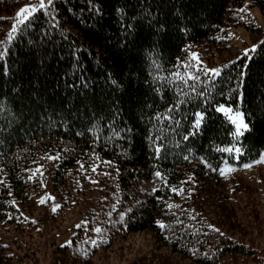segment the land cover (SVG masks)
I'll return each instance as SVG.
<instances>
[{"label": "trees", "instance_id": "1", "mask_svg": "<svg viewBox=\"0 0 264 264\" xmlns=\"http://www.w3.org/2000/svg\"><path fill=\"white\" fill-rule=\"evenodd\" d=\"M43 2L0 0V264L38 262L24 213L42 172L85 213L68 243L46 242L50 264L130 252L138 234L153 242L128 264H264L234 231L238 207L255 224L250 186L243 200L221 186L224 165L264 153V35L248 50L228 38L257 29L246 7L264 13V0ZM229 50L217 73L193 57ZM223 104L241 110L242 133Z\"/></svg>", "mask_w": 264, "mask_h": 264}, {"label": "rangeland", "instance_id": "2", "mask_svg": "<svg viewBox=\"0 0 264 264\" xmlns=\"http://www.w3.org/2000/svg\"><path fill=\"white\" fill-rule=\"evenodd\" d=\"M246 8L251 22L257 29L254 26L230 28L228 38L232 49L235 47L242 50L252 49L259 38L264 35V13L256 6ZM231 55L232 51L229 50L223 51L221 54L214 53L211 55L207 53V59L204 58V55L193 57L196 61L205 65L207 71L210 72L211 68L218 67L223 59ZM225 106L230 110L231 115H235L236 112L242 113L240 109H233L228 105ZM217 110L219 111V106ZM221 113L233 124L236 134H240L246 129L241 128L240 132L237 133L236 125L229 119V115ZM221 173H223L221 174V186L227 189L231 195L233 193L236 198L243 200L248 194L246 193V187L250 186L252 191L249 192V196L253 198L258 206L257 211L255 210V224L249 222V208L238 207L236 212L239 218V225L242 228L236 224L237 229L234 228V231L237 235H244L254 241L257 246L264 248V153L258 161L248 164V167L244 166L238 169L230 165H224L221 168ZM34 203V209L31 212H25L24 217L35 223L36 228H33V230L34 232H39V234L31 235V241L37 244V246L33 245L38 250L37 256L39 258L37 259V264H50V251H46V247H48L46 242L50 239H55L57 244L68 243L70 236L85 223L84 208L70 204L63 205V198L51 189L49 172H42L41 174L40 190L34 196ZM53 208H55V211H53ZM0 235L6 237L7 234L0 228ZM152 242L150 235H135L131 238V243L134 247L132 251L118 252L115 244L106 251L101 252L99 256H96L93 264H128L133 257L138 256V253L145 251Z\"/></svg>", "mask_w": 264, "mask_h": 264}, {"label": "snow or ice", "instance_id": "3", "mask_svg": "<svg viewBox=\"0 0 264 264\" xmlns=\"http://www.w3.org/2000/svg\"><path fill=\"white\" fill-rule=\"evenodd\" d=\"M40 8H44L45 4L43 2V0H41V3L39 4ZM35 11V6L33 5H24L23 7H21L19 9V16L22 17L23 19H27L28 16ZM15 30V28H13V31ZM193 56L195 57L196 54L193 53ZM211 73H217L218 69L216 68H211L209 70ZM219 111L223 112L225 114L229 115V119L236 125V132L239 133L241 128H247L248 124L244 122L243 120V116L242 113L240 112H236L235 115H231L230 114V110L225 106V105H219ZM204 116V113L202 112H198L196 113V120L194 121V123L196 125H199L201 123V118ZM185 139H187V137H185ZM225 151H230V149H225ZM237 152L240 151V149H236ZM245 167H248V165H245ZM223 174V173H221ZM161 173L157 172L156 176H160ZM173 191H176V189H172ZM53 211H55V208H53ZM209 227L211 228L212 225H209Z\"/></svg>", "mask_w": 264, "mask_h": 264}]
</instances>
